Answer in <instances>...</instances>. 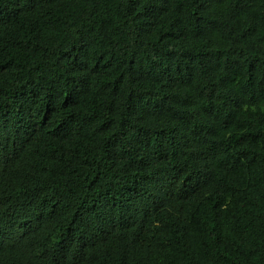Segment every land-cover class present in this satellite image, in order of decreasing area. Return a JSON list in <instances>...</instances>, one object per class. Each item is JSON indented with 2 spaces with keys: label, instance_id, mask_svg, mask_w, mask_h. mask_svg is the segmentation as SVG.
Listing matches in <instances>:
<instances>
[{
  "label": "trees",
  "instance_id": "1",
  "mask_svg": "<svg viewBox=\"0 0 264 264\" xmlns=\"http://www.w3.org/2000/svg\"><path fill=\"white\" fill-rule=\"evenodd\" d=\"M0 264H264V0H0Z\"/></svg>",
  "mask_w": 264,
  "mask_h": 264
}]
</instances>
